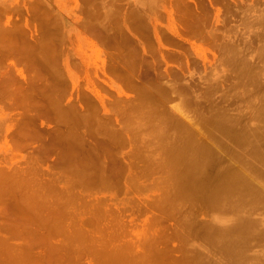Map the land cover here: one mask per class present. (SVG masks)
<instances>
[{"label": "rangeland", "instance_id": "obj_1", "mask_svg": "<svg viewBox=\"0 0 264 264\" xmlns=\"http://www.w3.org/2000/svg\"><path fill=\"white\" fill-rule=\"evenodd\" d=\"M199 145L213 162L194 179L238 173L262 195L166 183L170 150ZM116 252L264 264V0H0V264Z\"/></svg>", "mask_w": 264, "mask_h": 264}, {"label": "bare ground", "instance_id": "obj_2", "mask_svg": "<svg viewBox=\"0 0 264 264\" xmlns=\"http://www.w3.org/2000/svg\"><path fill=\"white\" fill-rule=\"evenodd\" d=\"M48 48V47H47ZM44 52V55L45 56H47L48 58H44V61H45V63L47 62H49V57H52L53 55H51V54H48V52H46L45 51V49L43 50ZM47 59V60H46ZM51 61V60H50ZM150 91V90H149ZM145 92H148L147 91V88L145 89ZM143 118V116L141 117H139V120L140 121H143L144 120V118ZM157 128H160L161 130H163V127L161 128V127H158L157 126ZM156 128V129H157ZM159 129V130H160ZM160 130V131H161ZM163 132V131H162ZM161 132V133H162ZM160 133V132H159ZM160 133V134H161ZM190 135V137H191V134H189ZM193 136V135H192ZM187 137H189V136H187ZM194 138V137H193ZM193 138H191V142H192V139ZM195 139V138H194ZM185 140H189L188 138H186ZM190 141V140H189ZM187 142V141H186ZM190 142V143H191ZM184 143H185V141H184ZM193 143V145L196 143V141H195V143L194 142H192ZM191 143V144H192ZM198 143V142H197ZM187 144H189V143H186L184 146H187ZM191 144H189L190 145V147L192 146ZM199 144V143H198ZM197 144V145H198ZM189 145L187 146V147H189ZM195 146H196V144H195ZM195 146H193V147H195ZM186 147V148H187ZM189 147V148H190ZM192 147V148H193ZM201 147H204V149L206 148V149H208L207 147H205V146H202L201 145ZM200 147V145H199V147L197 146V148H199V149H192V151L194 152V154H193V156H191V154H190V158H189V155L187 156V152L185 151V149L186 148H180V149H177L176 148V151H175V149H171L170 150V152H171V156L169 157V159H168V162H167V166H168V169H173V173H172V175H171V172H172V170H170V176L168 177V179H166L165 180V182L167 183L168 181H172V184H173V180L176 182V184H180V189H181V191H182V188H181V185H184L185 186V188H187L188 187V190L191 192V193H197V192H200L199 194H200V196L199 197H201V198H203V199H206V200H208L211 204H215V205H220V204H222V202L224 201H226L227 199H229L230 197H231V195H233L235 192L234 191H241L242 192V190H244V191H250V193L252 192V193H254V196L255 197H260L262 194H260L261 192H259V190H258V192H257V190H255V186L248 180V178L246 177L245 178V176H242V175H240V174H228V172H227V175H226V177H224V175H221L220 174V176H222V177H224L223 179H222V181H219V179H216V177H215V175L214 176H209L208 174L206 175L207 177L205 178V180H204V177H200V181H197L198 179H197V175L195 174V171H193L194 172V175H196V177H195V179L193 178L194 176H192L191 175V171H189V170H187V169H192V170H194V169H198V167L200 166L201 168H202V166H203V168H205V170H206V168L207 167H205V165L206 166H208L209 167V162L211 163V162H213V157H212V154H210L211 155V157H210V155L208 154V155H205V154H203V152H202V148ZM172 148V147H171ZM205 149V150H206ZM175 152H174V151ZM187 150H188V148H187ZM204 150V151H205ZM209 151V150H208ZM207 151V152H208ZM190 152H191V150H190ZM212 152V151H211ZM192 153V152H191ZM207 154V153H206ZM208 163V164H207ZM213 164V163H212ZM212 164H210V166L212 165ZM201 168H199L200 169V173L202 172L201 170H203V169H201ZM177 169H180L179 171V173H176L178 170ZM176 170V171H175ZM203 172H205V171H203ZM225 172V173H226ZM207 173V172H206ZM224 173V172H223ZM230 173V172H229ZM203 174L204 173H202V175L201 176H203ZM219 175V174H218ZM208 177H209V179H210V177L211 178H213V177H215L214 179H216L218 182H219V184L217 183H215V180H214V182H211V181H208ZM217 178H218V176H217ZM197 179V180H196ZM221 179V178H220ZM164 180V179H163ZM212 180V181H213ZM162 181V180H161ZM165 182L163 183V182H161V183H163V185L165 184ZM166 185V184H165ZM175 185V184H174ZM160 186V185H159ZM158 185L157 186H155V189H154V191H155V193H156V187H159ZM177 186V185H176ZM179 188V187H178ZM184 188V187H183ZM165 190H166V188H164ZM163 189V190H164ZM159 191L161 190L160 189V187H159V189H158ZM158 190H157V195L159 194L158 193ZM175 190H177V189H175ZM175 190H174V193L173 194H175ZM179 190V189H178ZM184 190V189H183ZM162 191V190H161ZM240 191H239V193H240ZM249 191H248V194H250L249 193ZM164 191H162V193H163ZM167 191H165V193H166ZM190 192H189V194H190ZM234 192V193H233ZM162 193H160V194H162ZM179 193H180V191H179ZM245 193V192H244ZM251 193V195H253ZM164 194V193H163ZM166 194H169V192L168 193H166ZM165 194V197L167 196ZM181 194H184L183 193V191L181 192ZM181 194L179 195L181 198H182V196H181ZM187 194V192L185 193V195ZM187 194L188 196H189V198L191 197L190 195H192V194ZM198 194V193H197ZM196 194V196H198ZM235 194H237V192L235 193ZM234 194V195H235ZM156 195V196H157ZM172 194L170 193V196H171ZM176 195V194H175ZM174 195V196H175ZM187 195L186 196H184V197H187ZM245 195H246V193H245ZM158 196H160V195H158ZM163 196V198H164V195H162ZM162 196H160V198H159V200H161V198H162ZM169 196V195H168ZM193 196V195H192ZM196 196H194V197H196ZM172 197H173V195H172ZM169 197H167V199H168ZM170 199H174V198H171L170 197ZM183 199V198H182ZM185 199H187V198H185ZM195 199V198H194ZM164 200H166L165 198H164ZM171 200H169V201H167V202H170ZM161 202H164L163 201V199L161 200ZM166 202V201H165ZM174 202V201H173ZM240 202H242V200H240L239 202H238V205H239V203ZM172 203V202H171ZM170 203V204H171ZM236 205V204H235ZM246 220V219H245ZM239 221V220H238ZM236 222V223H238V225H239V227H240V231H239V229H238V231H239V233L240 232H242V231H244V233L246 234V232H247V228L249 227V226H247V228H245V226L246 225H251V224H247L245 221H244V219H243V222H244V224H243V222L242 221H240V222ZM249 222V221H248ZM251 223V222H250ZM237 225V226H238ZM236 225H235V227H237ZM255 227V226H254ZM213 229H215L214 227H212ZM225 228V227H224ZM223 228V230H222V232L220 231V230H218L219 231V233H220V235L218 234V236H217V231H216V233H215V235L214 236H212V237H210L211 239H213L214 240V238H215V236H217V237H221L222 238V235L223 234H221V233H224V236H225V232H224V230H229L230 228L228 227V226H226V228H229V229H224ZM238 228V227H237ZM249 228H251V227H249ZM252 228H253V226H252ZM78 229V228H77ZM232 229V228H231ZM254 229V228H253ZM212 230V229H211ZM211 230L209 231V229H208V232H211ZM235 230V232H236V229H234ZM234 230H233V233H235L234 232ZM242 230V231H241ZM249 230V229H248ZM76 232H78L77 230H75ZM213 231V230H212ZM238 231H237V233H238ZM250 231H252V230H250ZM230 233H231V231H229ZM213 233V234H214ZM226 233H227V236H229V233H228V231H226ZM244 233H241L242 235L244 234ZM249 233V232H248ZM246 234V235H249V234ZM209 234V233H208ZM210 234H212V233H210ZM251 234V233H250ZM231 235V234H230ZM240 235V234H239ZM238 235V236H239ZM235 235H233L232 237H234ZM237 236V235H236ZM244 236V235H243ZM214 237V238H213ZM216 237V238H217ZM248 237V236H247ZM221 238L220 239H218L219 240V242H221ZM224 238V237H223ZM222 238V239H223ZM230 239L231 238V236L230 237H225V239L224 240H226V239ZM239 239H240V237H238ZM238 239V240H239ZM216 240V239H215ZM218 240H216V241H218ZM230 240H232V239H230ZM230 240H228L229 242H230ZM234 240H236L235 239V237H234ZM241 240H243V239H241ZM215 241V242H216ZM228 241H226V242H228ZM237 241V240H236ZM231 241V242H233V244L234 245H231V243H230V245H231V249L232 250H234V252H236V247H234L235 246V243H240L241 241L239 240V241ZM218 242V243H219ZM223 242V241H222ZM238 243H237V245H238ZM221 244H225V245H227L226 243H221ZM221 244H220V247H221ZM236 245V246H237ZM228 246H229V244H228ZM227 246V247H228ZM232 246L235 248V249H233L232 248ZM224 249H226V246L225 247H223ZM228 248H230V246L228 247ZM228 248H227V250H228ZM232 250H231V253H232ZM230 251V250H229ZM233 252V253H234ZM121 260H122V256H121V254L120 253H118V252H116V253H113L111 256H110V259L108 260V261H106V262H104V263H106V264H119V263H121Z\"/></svg>", "mask_w": 264, "mask_h": 264}]
</instances>
